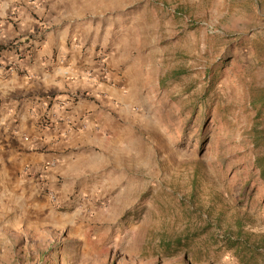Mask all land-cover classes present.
Wrapping results in <instances>:
<instances>
[{"label": "rangeland", "instance_id": "rangeland-1", "mask_svg": "<svg viewBox=\"0 0 264 264\" xmlns=\"http://www.w3.org/2000/svg\"><path fill=\"white\" fill-rule=\"evenodd\" d=\"M86 3L108 40L99 83L126 64L145 80L130 151L62 195L58 158L0 132V264H264V0Z\"/></svg>", "mask_w": 264, "mask_h": 264}, {"label": "crops", "instance_id": "crops-1", "mask_svg": "<svg viewBox=\"0 0 264 264\" xmlns=\"http://www.w3.org/2000/svg\"><path fill=\"white\" fill-rule=\"evenodd\" d=\"M86 2L0 0V45L13 40L23 44L35 31L38 40L31 54L22 58L13 51L1 52L0 63L11 64L15 72L0 77V132L25 134L20 143L35 151L36 161L58 158L49 177L61 181L62 195L75 186L92 194L100 176H111L116 154L130 151L131 127L138 118L133 88L145 84L128 64L120 76L111 73L117 86L86 77L87 72L99 74V42L108 41L99 36V14L81 10ZM116 50L109 59L112 69L123 64ZM48 95L65 102L66 110ZM71 95L83 97L69 102ZM46 114L59 122L41 129L36 123Z\"/></svg>", "mask_w": 264, "mask_h": 264}, {"label": "built area", "instance_id": "built-area-1", "mask_svg": "<svg viewBox=\"0 0 264 264\" xmlns=\"http://www.w3.org/2000/svg\"><path fill=\"white\" fill-rule=\"evenodd\" d=\"M31 36H34V37H31ZM30 38H28L27 40H25V42L22 44V43H19L18 41H14L13 42V47H12V51L13 53L17 56V58H19L20 56H27V55H30L31 54V51L32 49L34 48V45L38 42V40L36 39L37 37V32H33V35H31ZM105 56H106V53L105 52H101L99 50V54L97 55V60L99 61V63H101V73H100V77H105V74H106V71H107V66H105L104 63V60H105ZM14 70V66H12L11 64H8L7 66H3L1 63H0V73L2 74H5V73H8L10 71H13ZM86 77L88 78H92L96 81H99V74L95 75L93 74L92 72H87L86 73ZM76 97L77 95H71L68 99V101L72 102V101H75L76 100ZM50 98V97H49ZM51 100H54V97H52ZM52 102V101H51ZM54 103V102H53ZM57 103V105L61 108V109H66V103L65 102H59V101H55V104ZM49 115H42L41 118H40V121H41V124L43 125H51L53 124L54 122L51 120V118L48 117ZM50 120V121H49ZM70 125V124H69ZM49 196L50 198L53 200V202L56 201V197L55 195L49 191Z\"/></svg>", "mask_w": 264, "mask_h": 264}, {"label": "trees", "instance_id": "trees-1", "mask_svg": "<svg viewBox=\"0 0 264 264\" xmlns=\"http://www.w3.org/2000/svg\"><path fill=\"white\" fill-rule=\"evenodd\" d=\"M28 38H26L25 40H27ZM14 41H18V40H13L12 42L6 44V45H0V56H1V52L4 51V50H9V51H12V47H13V42ZM19 43L23 42V41H18ZM22 56H20L19 58H22ZM253 142L256 146H259V145H263L264 144V128H261V129H257V128H254L253 129ZM261 159H257L256 161L258 163H260V170L261 171H264V168H263V162L260 161ZM236 246V243H234L233 241H230V246L229 248H234ZM240 250L242 249V246L239 247ZM241 252L238 253V255L240 254Z\"/></svg>", "mask_w": 264, "mask_h": 264}]
</instances>
